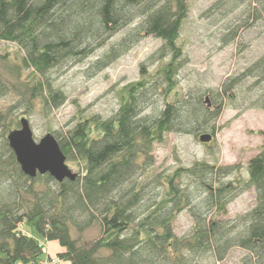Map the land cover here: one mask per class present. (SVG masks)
I'll return each instance as SVG.
<instances>
[{"label":"trees","instance_id":"trees-1","mask_svg":"<svg viewBox=\"0 0 264 264\" xmlns=\"http://www.w3.org/2000/svg\"><path fill=\"white\" fill-rule=\"evenodd\" d=\"M188 14L189 0H0V97H17L0 112V264L53 257L70 264H216L234 248L248 252L240 264H264V144L249 159L247 177L241 164L205 160L146 174L155 145L175 129L198 131L219 114L218 98L264 108V54L211 90L212 107L204 101L207 90L181 87L187 58L179 40ZM239 27L228 29L221 42L235 41ZM143 36L163 41L150 63L157 66L150 71L142 62L141 78L118 91V110L108 118L79 112L72 128L56 132L67 159L78 166L76 179L26 175L7 139L20 124L9 118L12 108L30 114L37 105L43 113L61 107L68 97L55 86L52 69L80 62L110 42L91 65L103 70ZM249 190L256 192V205L224 218L229 204ZM184 210L193 227L177 235L173 223ZM93 224L100 236L84 242L83 231ZM34 233L63 250L49 255Z\"/></svg>","mask_w":264,"mask_h":264},{"label":"rangeland","instance_id":"rangeland-1","mask_svg":"<svg viewBox=\"0 0 264 264\" xmlns=\"http://www.w3.org/2000/svg\"><path fill=\"white\" fill-rule=\"evenodd\" d=\"M263 8L264 0H189V14L179 40L187 58L180 71L181 87L184 90L200 87L207 90L205 96H210L213 92L211 90H220L225 80L240 74L261 57L264 54ZM255 9H258L261 18L256 17ZM247 20L248 26H244L243 23ZM237 26H240L238 38L224 45L221 42L222 35ZM120 35L115 36L114 41H117ZM162 43L161 39L154 36H143L126 53L100 71L91 69V65L96 57L108 50L110 42L80 62L70 60L50 71L55 86L68 97L61 107L43 113L37 105L30 114L25 112V107H13L8 116L15 121H19V117H26L37 141L47 133L56 136V132H67L76 124L79 112L85 116L99 114L103 118L111 117L119 108L118 91L129 82L141 78L142 62H146L150 71L156 68L157 62L150 63L159 56L158 51ZM8 47L11 51H16L14 44ZM226 96L218 98L223 99L219 114L205 120L198 131L175 129L168 132L163 141L155 145V163L153 168L147 169L146 174H151V170L155 173H166L179 166H190L196 161L205 160L225 165L241 164L247 177L246 167L249 159L264 144V136L261 133L264 131V108L246 106L250 101L246 105L240 102L236 107ZM16 100L17 97L13 93L0 97V112L6 113ZM156 104L162 107L164 101L158 99ZM19 127L20 124L17 125V128ZM212 131L215 134L210 142H202L199 139L201 134ZM1 134L3 135L2 127L0 136ZM67 161L71 169L78 173V166L72 161ZM255 205V190L246 191L229 204L228 213L224 218L245 214ZM193 223L191 214L184 210L173 223L174 232L177 235L189 234ZM100 233L97 224L88 226L83 231V241L91 242L99 237ZM75 235L78 236V233ZM247 254L246 250L234 248L226 259L216 264H240ZM60 262L61 260L56 264ZM203 264L214 263L212 259H207Z\"/></svg>","mask_w":264,"mask_h":264},{"label":"water","instance_id":"water-1","mask_svg":"<svg viewBox=\"0 0 264 264\" xmlns=\"http://www.w3.org/2000/svg\"><path fill=\"white\" fill-rule=\"evenodd\" d=\"M204 101L209 107L213 106L209 95L205 96ZM213 138L212 133H204L199 137L202 142H210ZM7 139L26 175L36 177L38 174L49 173L60 182L65 179H76L77 173L67 163V156L56 136L47 133L37 141L26 117L20 119V127L12 130Z\"/></svg>","mask_w":264,"mask_h":264},{"label":"crops","instance_id":"crops-1","mask_svg":"<svg viewBox=\"0 0 264 264\" xmlns=\"http://www.w3.org/2000/svg\"><path fill=\"white\" fill-rule=\"evenodd\" d=\"M42 245L46 248L47 252L51 256H56L60 251L63 250V248L59 245L57 241H46V240H40ZM59 264H70L69 261L61 260Z\"/></svg>","mask_w":264,"mask_h":264},{"label":"built area","instance_id":"built-area-1","mask_svg":"<svg viewBox=\"0 0 264 264\" xmlns=\"http://www.w3.org/2000/svg\"><path fill=\"white\" fill-rule=\"evenodd\" d=\"M59 260H60L59 257H53V258H51V259L43 260V261H41V263H39V264H56Z\"/></svg>","mask_w":264,"mask_h":264},{"label":"bare ground","instance_id":"bare-ground-1","mask_svg":"<svg viewBox=\"0 0 264 264\" xmlns=\"http://www.w3.org/2000/svg\"><path fill=\"white\" fill-rule=\"evenodd\" d=\"M68 160V159H67ZM67 163H68V161H67Z\"/></svg>","mask_w":264,"mask_h":264}]
</instances>
